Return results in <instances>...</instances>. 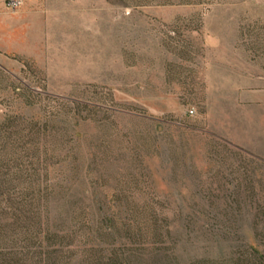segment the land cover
<instances>
[{"label": "rangeland", "instance_id": "374dc122", "mask_svg": "<svg viewBox=\"0 0 264 264\" xmlns=\"http://www.w3.org/2000/svg\"><path fill=\"white\" fill-rule=\"evenodd\" d=\"M12 1L0 264H86L132 215L183 264L264 253V0Z\"/></svg>", "mask_w": 264, "mask_h": 264}, {"label": "trees", "instance_id": "16d2710c", "mask_svg": "<svg viewBox=\"0 0 264 264\" xmlns=\"http://www.w3.org/2000/svg\"><path fill=\"white\" fill-rule=\"evenodd\" d=\"M147 218L146 222L133 215L124 222L104 218L105 233L96 236V244L85 251L83 260L86 264H183L178 257L169 258L162 253L168 248L155 247L170 232L164 233L157 220ZM185 264H264V253L246 246L216 259L191 258Z\"/></svg>", "mask_w": 264, "mask_h": 264}, {"label": "built area", "instance_id": "2783aa9c", "mask_svg": "<svg viewBox=\"0 0 264 264\" xmlns=\"http://www.w3.org/2000/svg\"><path fill=\"white\" fill-rule=\"evenodd\" d=\"M20 4H21V1L20 0H16V1H12V3H10V6L13 7V8H15V7L19 6ZM189 114L192 115L193 112L190 111Z\"/></svg>", "mask_w": 264, "mask_h": 264}]
</instances>
